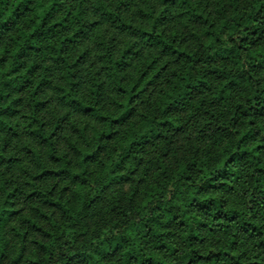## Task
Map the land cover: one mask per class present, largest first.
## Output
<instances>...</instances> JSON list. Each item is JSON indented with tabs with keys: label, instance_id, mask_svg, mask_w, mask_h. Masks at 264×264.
Returning a JSON list of instances; mask_svg holds the SVG:
<instances>
[{
	"label": "clouds",
	"instance_id": "9594fccd",
	"mask_svg": "<svg viewBox=\"0 0 264 264\" xmlns=\"http://www.w3.org/2000/svg\"><path fill=\"white\" fill-rule=\"evenodd\" d=\"M0 264H264V0H0Z\"/></svg>",
	"mask_w": 264,
	"mask_h": 264
}]
</instances>
